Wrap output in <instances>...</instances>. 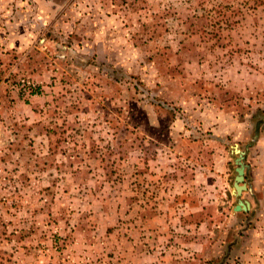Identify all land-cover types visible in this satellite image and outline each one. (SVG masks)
Returning <instances> with one entry per match:
<instances>
[{
	"label": "rangeland",
	"instance_id": "1",
	"mask_svg": "<svg viewBox=\"0 0 264 264\" xmlns=\"http://www.w3.org/2000/svg\"><path fill=\"white\" fill-rule=\"evenodd\" d=\"M198 1L0 0V264H264V0Z\"/></svg>",
	"mask_w": 264,
	"mask_h": 264
},
{
	"label": "water",
	"instance_id": "2",
	"mask_svg": "<svg viewBox=\"0 0 264 264\" xmlns=\"http://www.w3.org/2000/svg\"><path fill=\"white\" fill-rule=\"evenodd\" d=\"M234 150L238 153L235 158V171L236 175L233 181L232 192L236 197L241 196L243 191L247 190V184L245 183V164L243 162L244 152L238 149L237 145L234 146ZM250 207V203L247 200L238 199L237 203L233 207V211H247Z\"/></svg>",
	"mask_w": 264,
	"mask_h": 264
},
{
	"label": "trees",
	"instance_id": "3",
	"mask_svg": "<svg viewBox=\"0 0 264 264\" xmlns=\"http://www.w3.org/2000/svg\"><path fill=\"white\" fill-rule=\"evenodd\" d=\"M208 3H210V7H206V5H208ZM241 3L239 0H215L212 1L211 0H199L198 1V5L204 9L207 12L210 11H219L220 13H224V10L227 9H231L232 12H236V11H240L241 10ZM245 3V2H244ZM254 4H259V3H263L261 2V0H253ZM207 17H211L210 15ZM264 115V112H263ZM264 122V118L262 120ZM245 180H246V175H245Z\"/></svg>",
	"mask_w": 264,
	"mask_h": 264
},
{
	"label": "built area",
	"instance_id": "4",
	"mask_svg": "<svg viewBox=\"0 0 264 264\" xmlns=\"http://www.w3.org/2000/svg\"><path fill=\"white\" fill-rule=\"evenodd\" d=\"M27 84L29 85V82H27Z\"/></svg>",
	"mask_w": 264,
	"mask_h": 264
}]
</instances>
